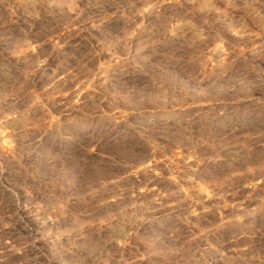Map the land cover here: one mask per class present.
I'll return each instance as SVG.
<instances>
[{
  "label": "rangeland",
  "instance_id": "rangeland-1",
  "mask_svg": "<svg viewBox=\"0 0 264 264\" xmlns=\"http://www.w3.org/2000/svg\"><path fill=\"white\" fill-rule=\"evenodd\" d=\"M0 264H264V0H0Z\"/></svg>",
  "mask_w": 264,
  "mask_h": 264
},
{
  "label": "bare ground",
  "instance_id": "bare-ground-1",
  "mask_svg": "<svg viewBox=\"0 0 264 264\" xmlns=\"http://www.w3.org/2000/svg\"><path fill=\"white\" fill-rule=\"evenodd\" d=\"M201 190V189H200Z\"/></svg>",
  "mask_w": 264,
  "mask_h": 264
}]
</instances>
